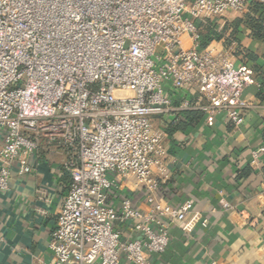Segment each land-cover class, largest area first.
<instances>
[{
  "label": "built area",
  "instance_id": "obj_1",
  "mask_svg": "<svg viewBox=\"0 0 264 264\" xmlns=\"http://www.w3.org/2000/svg\"><path fill=\"white\" fill-rule=\"evenodd\" d=\"M249 1L0 0V195L14 166L32 171L39 139L63 152L69 181L52 264H149L167 249L169 226L184 224L192 204L168 208L155 197L163 134L153 119L200 111L242 124L251 71L235 66L232 46L200 51L198 41ZM123 186L144 190L143 208L128 195L119 211L107 204Z\"/></svg>",
  "mask_w": 264,
  "mask_h": 264
},
{
  "label": "crops",
  "instance_id": "obj_2",
  "mask_svg": "<svg viewBox=\"0 0 264 264\" xmlns=\"http://www.w3.org/2000/svg\"><path fill=\"white\" fill-rule=\"evenodd\" d=\"M240 45L264 63V42L252 41L244 30ZM232 49L235 66L247 68L234 56L236 44ZM257 90L255 80L245 89L253 108L237 128L222 114L210 120L203 114L193 128L173 132L168 128L173 120H183L180 114L153 119L163 134L162 164L151 175L158 184L155 197L168 208L184 202L192 208L184 224L169 226L167 249L150 256L149 264H264V102L255 99ZM4 135L0 129V148ZM64 159L42 138L29 159L32 171L18 175L12 168L9 190L0 195V264L53 263L50 234L69 181ZM143 194L123 186L118 200L106 201L119 211L122 196L128 195L143 208ZM118 228L123 239L133 238L127 225Z\"/></svg>",
  "mask_w": 264,
  "mask_h": 264
},
{
  "label": "trees",
  "instance_id": "obj_3",
  "mask_svg": "<svg viewBox=\"0 0 264 264\" xmlns=\"http://www.w3.org/2000/svg\"><path fill=\"white\" fill-rule=\"evenodd\" d=\"M246 6L247 11L239 17L226 21L219 33L215 31L214 23L201 29L198 49L200 51L213 50L214 53H218L236 44L234 56L250 69L254 80L258 83L255 99L264 102V63L259 62L256 53L240 45L244 30L247 31L252 41L264 42V3L251 0ZM180 115L183 120H176L172 123L168 132L193 128L203 117L200 111H185Z\"/></svg>",
  "mask_w": 264,
  "mask_h": 264
},
{
  "label": "rangeland",
  "instance_id": "obj_4",
  "mask_svg": "<svg viewBox=\"0 0 264 264\" xmlns=\"http://www.w3.org/2000/svg\"><path fill=\"white\" fill-rule=\"evenodd\" d=\"M236 15H229V16H227L229 19H227V20H230V19H232L233 17H235Z\"/></svg>",
  "mask_w": 264,
  "mask_h": 264
}]
</instances>
